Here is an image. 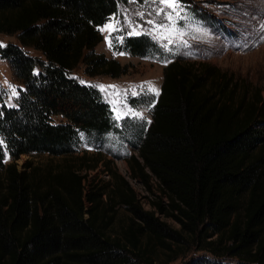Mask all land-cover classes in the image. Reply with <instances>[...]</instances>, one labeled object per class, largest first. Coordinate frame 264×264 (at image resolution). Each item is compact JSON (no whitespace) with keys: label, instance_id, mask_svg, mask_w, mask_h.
Here are the masks:
<instances>
[{"label":"trees","instance_id":"16d2710c","mask_svg":"<svg viewBox=\"0 0 264 264\" xmlns=\"http://www.w3.org/2000/svg\"><path fill=\"white\" fill-rule=\"evenodd\" d=\"M119 1L125 0H0V32L18 41L0 45V57L23 84L15 105L0 94V139L14 159L72 154L80 132L115 129L99 90L71 71L80 62L88 75L127 71L95 50L98 26ZM147 43V36L131 35L124 47L143 54ZM139 140L128 158L130 175L149 191L154 180L159 192L147 200L150 207L123 176L103 200L104 192L86 190L81 169L95 163L85 164L84 154L79 168L67 160L45 170L26 160L18 168L14 160L4 162L0 143V264H153L156 250L168 262L187 243L214 258L235 257L236 264H264L260 89L204 61L170 60ZM116 205L129 211L119 226Z\"/></svg>","mask_w":264,"mask_h":264},{"label":"rangeland","instance_id":"374dc122","mask_svg":"<svg viewBox=\"0 0 264 264\" xmlns=\"http://www.w3.org/2000/svg\"><path fill=\"white\" fill-rule=\"evenodd\" d=\"M180 8L173 10L162 0H125L118 2L116 12L98 26L102 35L95 46L97 52L126 64L127 71L119 76L107 74L88 75L80 62L71 73L82 83L99 90L101 98L108 102L115 129L101 135L78 134V142L72 154L49 155L46 152L22 153L14 159L4 145V162L14 160L18 168L29 160L45 170L55 165H65V160L74 162L79 168L78 157L84 154L82 166L85 189L102 191L103 200L111 191L116 176H123L137 193L145 207L148 199L158 194L146 189L140 180L130 175L128 158L137 153L140 134L151 121L153 105L157 98L153 89L160 91L165 64L173 59L181 61H204L218 66L234 75L240 83H248L251 89H260L264 98V0H179ZM169 15L173 18L169 19ZM114 24L115 31L106 29ZM104 28V31L101 29ZM145 35L147 47L143 54H132L125 47L127 36ZM18 42L15 34L0 32V45ZM111 44V46H109ZM29 52L41 56L40 52L28 48ZM105 86L101 90L99 86ZM115 86V87H108ZM22 82L9 63L0 57V94L6 105H15ZM136 113H140L137 116ZM120 116V119H117ZM54 121L62 120L52 115ZM83 165V164H82ZM115 226L124 221L129 213L124 205L115 206ZM175 228L179 224L172 217H162ZM165 252L156 250L153 264H198L202 258L215 259L225 264H236L232 256H214L196 243H187L176 258L163 262ZM201 257V258H200ZM207 262V261H206Z\"/></svg>","mask_w":264,"mask_h":264},{"label":"snow or ice","instance_id":"6c2138e0","mask_svg":"<svg viewBox=\"0 0 264 264\" xmlns=\"http://www.w3.org/2000/svg\"><path fill=\"white\" fill-rule=\"evenodd\" d=\"M162 3H164L167 7L172 8L173 10H177L180 8V4H179V0H162ZM173 17L171 15H169V19H172ZM106 29L111 30V31H115V26L114 24H109L105 26ZM105 29L102 28L101 31H104ZM135 35H139V33H134ZM111 46V44L109 45ZM101 88V90H104L105 86L101 85L99 86ZM108 87H115V86H108ZM154 92H156V94L158 95L159 92L156 89H153ZM13 95H18L17 92H15V90H13ZM137 116H140V113H136ZM120 116H117V119H120ZM150 122V121H149ZM0 143H2V141H0Z\"/></svg>","mask_w":264,"mask_h":264}]
</instances>
